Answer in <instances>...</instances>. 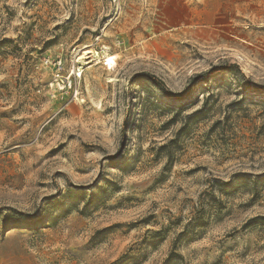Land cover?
Returning <instances> with one entry per match:
<instances>
[{"label": "rangeland", "instance_id": "1", "mask_svg": "<svg viewBox=\"0 0 264 264\" xmlns=\"http://www.w3.org/2000/svg\"><path fill=\"white\" fill-rule=\"evenodd\" d=\"M0 264H264V0H0Z\"/></svg>", "mask_w": 264, "mask_h": 264}, {"label": "bare ground", "instance_id": "2", "mask_svg": "<svg viewBox=\"0 0 264 264\" xmlns=\"http://www.w3.org/2000/svg\"><path fill=\"white\" fill-rule=\"evenodd\" d=\"M93 56L96 57L97 56V53L94 52V51L86 50L85 48H83L82 52L78 55L77 61L78 62H80V61H86V60L91 59ZM81 103H84V102H81Z\"/></svg>", "mask_w": 264, "mask_h": 264}, {"label": "trees", "instance_id": "3", "mask_svg": "<svg viewBox=\"0 0 264 264\" xmlns=\"http://www.w3.org/2000/svg\"><path fill=\"white\" fill-rule=\"evenodd\" d=\"M152 82L155 84V85H157L159 88H161V86H162V83L161 82H159V81H156V79H152ZM183 100H185V96H181L180 97V99H178V101H183ZM178 107H181L180 105L178 106ZM197 113H200V111H197ZM166 146L165 145H163L161 148H165Z\"/></svg>", "mask_w": 264, "mask_h": 264}, {"label": "built area", "instance_id": "4", "mask_svg": "<svg viewBox=\"0 0 264 264\" xmlns=\"http://www.w3.org/2000/svg\"><path fill=\"white\" fill-rule=\"evenodd\" d=\"M67 88H68V90H71V89H72V87H71V85H70L69 82H67ZM75 94H76V96H77V92H76Z\"/></svg>", "mask_w": 264, "mask_h": 264}]
</instances>
